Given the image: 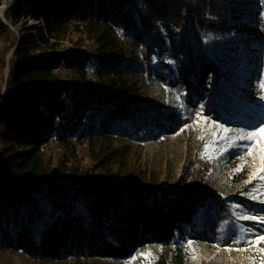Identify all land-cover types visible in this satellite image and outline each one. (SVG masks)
Here are the masks:
<instances>
[{
    "label": "trees",
    "instance_id": "1",
    "mask_svg": "<svg viewBox=\"0 0 264 264\" xmlns=\"http://www.w3.org/2000/svg\"><path fill=\"white\" fill-rule=\"evenodd\" d=\"M14 1L12 16L3 13L12 26L21 8H14ZM33 1L41 23L35 34L20 38L0 22V37L13 38L0 51L8 67L7 76H0V249L33 260H119L146 244L172 242L195 224L206 203L195 174L187 172L173 186L143 184L138 178L123 184L118 168L97 181L56 154L66 151L76 157L72 137L91 144L98 140L106 151L116 133L133 136L146 126L155 135L172 132L178 118L141 100L130 81L132 64L118 67L121 54L143 45L181 59L190 46V15L198 28L217 29L206 22L202 7L218 9L220 0H195L188 6L190 15L179 0ZM83 38L98 48H84ZM94 62V71L113 75L95 80L99 88L86 76ZM196 62L194 86L203 88L212 70L201 56ZM59 64L64 69L56 70ZM54 135L60 150L49 142ZM42 188V208L50 205L51 212L36 240L27 223L39 208Z\"/></svg>",
    "mask_w": 264,
    "mask_h": 264
},
{
    "label": "rangeland",
    "instance_id": "2",
    "mask_svg": "<svg viewBox=\"0 0 264 264\" xmlns=\"http://www.w3.org/2000/svg\"><path fill=\"white\" fill-rule=\"evenodd\" d=\"M13 1L0 0V22L20 38L26 33L35 34L41 23L35 18L33 0L14 1V8L18 4L21 7L20 17L13 26L5 21L3 13L12 16ZM194 1L179 0L183 12L190 15L187 9ZM220 4L218 9L202 7L206 22L216 24L217 29L198 28L190 15V46L182 50L181 59L166 52L157 54L156 49L148 50L143 45L131 54H121L124 60L118 67L132 64L130 81L141 100L178 118L172 132L155 135L146 126L133 136L116 133L106 151L100 149L98 140L91 144L72 137L76 157L66 151L56 154L63 163L65 160L75 164L78 173L91 175L97 181H104L105 173L112 175L118 168L123 184L138 178L143 184L173 186L187 172L195 174L206 195L195 224L170 243L146 244L119 260L83 256L59 262L33 260L22 252L0 249V264H153L157 259L167 264H264V240H258L264 236V223L242 218L264 217V171H260L264 167V136L239 139L264 127V88L260 86L264 82V0H220ZM12 40L1 36L0 51ZM83 40L84 48H98L92 40ZM197 55L212 70L203 88L194 86ZM95 64L88 65L86 76L99 88L95 80L103 81L113 75L105 70L94 71ZM0 72L5 78L7 60H0ZM49 142L56 147L57 135ZM43 193L44 188L38 194L39 208L27 223L36 240L51 212L50 205L42 208ZM27 210H21L22 215Z\"/></svg>",
    "mask_w": 264,
    "mask_h": 264
},
{
    "label": "snow or ice",
    "instance_id": "3",
    "mask_svg": "<svg viewBox=\"0 0 264 264\" xmlns=\"http://www.w3.org/2000/svg\"><path fill=\"white\" fill-rule=\"evenodd\" d=\"M260 86H261V88H264V82H262ZM219 127L222 128V126H219ZM222 130L225 131V132L228 131V129H226V128H223ZM257 134H260L261 136H264V127H258L256 129H254L253 131L248 132L246 135L240 136L239 139L252 140ZM213 135H215V133H213ZM231 143L232 142L229 141L230 145H231ZM262 152H264V148H262ZM248 154L249 155L251 154V146L250 145L248 146ZM261 159H262V164H264V156H262ZM260 171H264V167H262L260 169ZM261 179H264V177H261ZM253 198L255 199L256 197H253ZM242 218H245V219H259L260 222L264 223V217H247V216H244ZM258 240H264V236L259 237Z\"/></svg>",
    "mask_w": 264,
    "mask_h": 264
},
{
    "label": "built area",
    "instance_id": "4",
    "mask_svg": "<svg viewBox=\"0 0 264 264\" xmlns=\"http://www.w3.org/2000/svg\"><path fill=\"white\" fill-rule=\"evenodd\" d=\"M61 69H63V66L59 64V65L57 66L56 70H61Z\"/></svg>",
    "mask_w": 264,
    "mask_h": 264
},
{
    "label": "water",
    "instance_id": "5",
    "mask_svg": "<svg viewBox=\"0 0 264 264\" xmlns=\"http://www.w3.org/2000/svg\"><path fill=\"white\" fill-rule=\"evenodd\" d=\"M7 74H8V67H7ZM7 74H6V76H7ZM4 94H2V96H3Z\"/></svg>",
    "mask_w": 264,
    "mask_h": 264
},
{
    "label": "bare ground",
    "instance_id": "6",
    "mask_svg": "<svg viewBox=\"0 0 264 264\" xmlns=\"http://www.w3.org/2000/svg\"><path fill=\"white\" fill-rule=\"evenodd\" d=\"M238 83H240V82H238Z\"/></svg>",
    "mask_w": 264,
    "mask_h": 264
}]
</instances>
